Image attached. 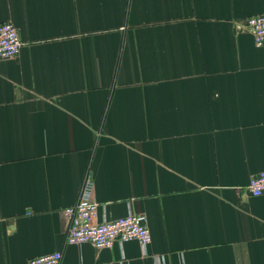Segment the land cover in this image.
<instances>
[{
  "label": "crops",
  "instance_id": "0c3cea01",
  "mask_svg": "<svg viewBox=\"0 0 264 264\" xmlns=\"http://www.w3.org/2000/svg\"><path fill=\"white\" fill-rule=\"evenodd\" d=\"M264 0H0V264H264ZM87 177L99 219L152 242L66 241Z\"/></svg>",
  "mask_w": 264,
  "mask_h": 264
},
{
  "label": "built area",
  "instance_id": "2783aa9c",
  "mask_svg": "<svg viewBox=\"0 0 264 264\" xmlns=\"http://www.w3.org/2000/svg\"><path fill=\"white\" fill-rule=\"evenodd\" d=\"M254 37L256 46L264 47V14L248 17L243 24ZM22 49L17 27L11 21L0 23V59L16 58ZM250 197L264 195V171L257 173L245 187ZM100 205L94 200V181L87 177L82 186L78 202L64 209L67 224L66 241L81 246L90 244L97 249H111L116 245L137 241L146 249L152 242V234L145 214L132 213L111 222L99 219ZM63 255L57 251L49 255L30 259L28 264H61ZM156 264H165L162 255L155 257Z\"/></svg>",
  "mask_w": 264,
  "mask_h": 264
}]
</instances>
